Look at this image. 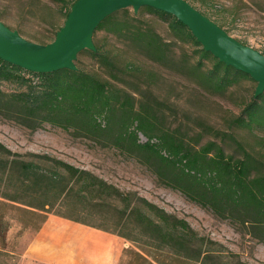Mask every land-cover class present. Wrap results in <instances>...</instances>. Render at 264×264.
Returning a JSON list of instances; mask_svg holds the SVG:
<instances>
[{
  "label": "trees",
  "instance_id": "1",
  "mask_svg": "<svg viewBox=\"0 0 264 264\" xmlns=\"http://www.w3.org/2000/svg\"><path fill=\"white\" fill-rule=\"evenodd\" d=\"M55 1L67 18L76 0ZM141 10L167 21L173 40L163 37L151 21L130 7L107 16L94 35L100 30L109 32L163 64L175 60V42L187 43L197 60L192 62L190 54H184L176 63L181 70L189 68L198 83L213 93H223L252 78L205 50L176 16L147 5ZM94 43L95 50L84 49L78 55H89L105 67L108 78L83 67L80 58L77 69L35 72L0 57V118L33 131L48 124L90 141L93 147L134 158L159 184L179 191L264 244V158L231 132L202 121L199 130L174 126L166 112L169 107L154 93L144 89L136 95L117 84L127 81L131 66H120L108 50ZM206 60L211 61L210 67H205ZM4 84L13 88L4 89ZM232 123L264 131V91L254 94ZM208 136L213 138L205 140ZM19 157L0 141V185L26 186L30 196L38 198L39 203L32 206L39 210L132 240L140 249L137 253L150 264H212L222 255L214 247L218 243L201 236L186 219L136 193L124 192L92 171L50 156L52 168ZM2 193L16 200L11 193ZM57 205L67 212L55 210ZM110 209L118 213L120 222L133 224L136 235L95 220L98 215L109 219L105 211L109 214ZM2 255L0 249V258Z\"/></svg>",
  "mask_w": 264,
  "mask_h": 264
},
{
  "label": "rangeland",
  "instance_id": "2",
  "mask_svg": "<svg viewBox=\"0 0 264 264\" xmlns=\"http://www.w3.org/2000/svg\"><path fill=\"white\" fill-rule=\"evenodd\" d=\"M187 1L220 24L230 35L264 53V0ZM141 8L137 13L151 21L163 37L173 40L169 23ZM130 9L134 12L133 7ZM0 19L28 40L46 44L55 39L56 31L64 25L66 17L64 9L55 0H0ZM94 41L108 50L117 64L131 66L129 77H125L127 81H118L117 84L136 95L137 91L144 89L154 93L169 107L166 112L174 126L199 130L202 121L216 129L231 132L246 147L264 158V131H250L232 123L255 94L256 80L245 78L223 93H213L198 83L189 68L181 70L177 64L184 54H190L192 62L197 60L194 48L187 43L175 42V60L163 64L149 59L131 44L104 30L94 35ZM77 58L81 59L86 69L109 77L105 67L89 55H78ZM210 66L211 61L206 60L205 67ZM2 88L12 89L13 85L4 84ZM207 138L213 137L208 136L205 140ZM217 140L221 141L219 138ZM0 141L19 153V158L23 160L52 168L53 161L48 157L60 159L92 171L124 192L136 193L186 219L201 236L218 243L214 247L221 249L222 255L215 258L212 264H264L263 243L238 230L228 220L188 200L179 191L159 184L152 172L134 158L122 156L110 148L93 147L90 141L75 138L61 128L47 124L33 131L4 118H0ZM226 147L232 151L228 144ZM17 184L10 188L0 185V249L3 251L0 264H53L27 254V249L43 226L45 216L55 214L32 206L39 203L38 198L30 196V188ZM6 191L16 200L4 197L2 192ZM58 209L67 212V208L61 205L56 206L55 210ZM105 213L109 219L99 215L94 219L118 232L136 235L134 225L128 221L120 222L115 210L110 209L109 214L106 210ZM61 219L76 222L64 217ZM76 223L101 233L104 244L116 246V251L122 253L120 264H150L137 253L140 249L132 240L81 222ZM106 234L109 236H104ZM54 240L57 243H70L68 247L64 244L59 250L55 249L54 253L60 258H72L76 264H93L101 253V248L96 244H82L76 236L65 232L57 233Z\"/></svg>",
  "mask_w": 264,
  "mask_h": 264
},
{
  "label": "water",
  "instance_id": "3",
  "mask_svg": "<svg viewBox=\"0 0 264 264\" xmlns=\"http://www.w3.org/2000/svg\"><path fill=\"white\" fill-rule=\"evenodd\" d=\"M166 11L183 22L203 48L220 61L248 73L257 81L255 96L264 91V53L244 44L187 0H76L55 39L49 43L28 40L0 19V57L35 72L77 69L78 54L95 50L94 31L117 10L143 6Z\"/></svg>",
  "mask_w": 264,
  "mask_h": 264
},
{
  "label": "crops",
  "instance_id": "4",
  "mask_svg": "<svg viewBox=\"0 0 264 264\" xmlns=\"http://www.w3.org/2000/svg\"><path fill=\"white\" fill-rule=\"evenodd\" d=\"M63 221L60 216L54 215L49 216L44 222L43 226L36 232L35 238L32 244L27 249V254H31L38 260H43L53 264H76L72 258H60L54 253L55 249L59 250V247L64 245L69 246V242L62 241L57 243L54 238L57 237V233L70 234L67 229L61 226ZM98 233V232H97ZM101 234V233H100ZM103 234V233H102ZM72 235V234H70ZM108 237L109 235H104ZM80 243L84 244L85 241L77 238ZM116 242H119L116 240ZM122 247V246H121ZM101 253L95 258L93 264H120L122 259V253L116 251L117 247H110L102 242L100 246ZM77 260H79L77 258Z\"/></svg>",
  "mask_w": 264,
  "mask_h": 264
},
{
  "label": "bare ground",
  "instance_id": "5",
  "mask_svg": "<svg viewBox=\"0 0 264 264\" xmlns=\"http://www.w3.org/2000/svg\"><path fill=\"white\" fill-rule=\"evenodd\" d=\"M61 226L67 229L70 234L85 241V243L89 242L91 244H96L97 247H100L102 245V235L83 224L76 222H62Z\"/></svg>",
  "mask_w": 264,
  "mask_h": 264
}]
</instances>
